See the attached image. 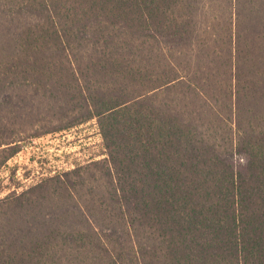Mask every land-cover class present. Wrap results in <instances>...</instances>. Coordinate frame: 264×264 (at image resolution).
I'll return each mask as SVG.
<instances>
[{
    "label": "trees",
    "instance_id": "trees-1",
    "mask_svg": "<svg viewBox=\"0 0 264 264\" xmlns=\"http://www.w3.org/2000/svg\"><path fill=\"white\" fill-rule=\"evenodd\" d=\"M44 109L106 158L3 198L0 264H264V0H0V168Z\"/></svg>",
    "mask_w": 264,
    "mask_h": 264
},
{
    "label": "rangeland",
    "instance_id": "rangeland-1",
    "mask_svg": "<svg viewBox=\"0 0 264 264\" xmlns=\"http://www.w3.org/2000/svg\"><path fill=\"white\" fill-rule=\"evenodd\" d=\"M44 112L45 109L39 119L25 124L21 135L15 133L21 148L0 168V201L35 187L46 178L106 158L96 121L38 135L57 124L54 120L49 122L50 117ZM4 125L10 128L7 120Z\"/></svg>",
    "mask_w": 264,
    "mask_h": 264
}]
</instances>
